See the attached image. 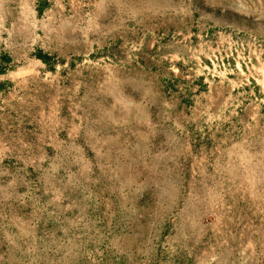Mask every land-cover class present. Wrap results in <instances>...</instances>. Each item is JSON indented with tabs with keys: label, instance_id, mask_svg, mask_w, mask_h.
I'll use <instances>...</instances> for the list:
<instances>
[{
	"label": "rangeland",
	"instance_id": "374dc122",
	"mask_svg": "<svg viewBox=\"0 0 264 264\" xmlns=\"http://www.w3.org/2000/svg\"><path fill=\"white\" fill-rule=\"evenodd\" d=\"M0 264H264V0H0Z\"/></svg>",
	"mask_w": 264,
	"mask_h": 264
},
{
	"label": "bare ground",
	"instance_id": "6f19581e",
	"mask_svg": "<svg viewBox=\"0 0 264 264\" xmlns=\"http://www.w3.org/2000/svg\"><path fill=\"white\" fill-rule=\"evenodd\" d=\"M254 173H256V172H254Z\"/></svg>",
	"mask_w": 264,
	"mask_h": 264
},
{
	"label": "crops",
	"instance_id": "0c3cea01",
	"mask_svg": "<svg viewBox=\"0 0 264 264\" xmlns=\"http://www.w3.org/2000/svg\"><path fill=\"white\" fill-rule=\"evenodd\" d=\"M131 58H133V57H131Z\"/></svg>",
	"mask_w": 264,
	"mask_h": 264
}]
</instances>
